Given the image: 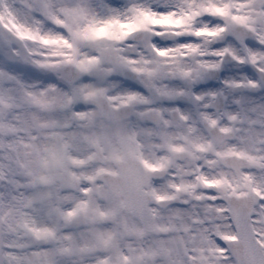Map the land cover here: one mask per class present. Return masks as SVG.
I'll use <instances>...</instances> for the list:
<instances>
[{"label":"snow or ice","instance_id":"1","mask_svg":"<svg viewBox=\"0 0 264 264\" xmlns=\"http://www.w3.org/2000/svg\"><path fill=\"white\" fill-rule=\"evenodd\" d=\"M0 264H264V0H0Z\"/></svg>","mask_w":264,"mask_h":264}]
</instances>
